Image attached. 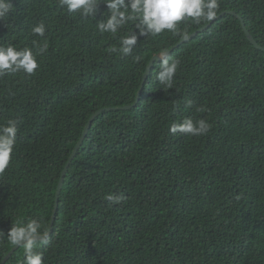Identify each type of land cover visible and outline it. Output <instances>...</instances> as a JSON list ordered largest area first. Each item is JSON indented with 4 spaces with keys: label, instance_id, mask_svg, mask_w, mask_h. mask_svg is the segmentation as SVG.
<instances>
[{
    "label": "trees",
    "instance_id": "16d2710c",
    "mask_svg": "<svg viewBox=\"0 0 264 264\" xmlns=\"http://www.w3.org/2000/svg\"><path fill=\"white\" fill-rule=\"evenodd\" d=\"M11 3L0 46L47 49L34 74L0 76V125L18 127L0 174V263L14 246L12 226L35 219L40 234L49 231L61 174L92 115L133 104L153 56L210 22L189 18L145 36L130 21L113 36L97 28L108 17L104 0L93 17L60 0ZM224 11L241 15L264 47V0H219L217 15ZM39 23L43 37L31 31ZM130 33L132 53H112ZM168 58L180 60L171 88L157 80L156 61L137 106L94 119L53 233L37 239L43 264H264V50L227 12ZM185 118L211 129L172 134ZM24 259L21 245L6 264Z\"/></svg>",
    "mask_w": 264,
    "mask_h": 264
},
{
    "label": "clouds",
    "instance_id": "9594fccd",
    "mask_svg": "<svg viewBox=\"0 0 264 264\" xmlns=\"http://www.w3.org/2000/svg\"><path fill=\"white\" fill-rule=\"evenodd\" d=\"M62 7L69 12L79 11L83 16H94L98 8V0H60ZM108 17L97 23L101 33H117L130 21H135V28L140 35H158L168 30L175 32L178 24L189 18L195 22L211 21L217 16L219 0H104ZM13 9L11 0H0V20L8 16ZM32 33L41 37L45 34V25L39 23L32 27ZM137 35L132 33L120 38V46L112 47V53L130 55L137 43ZM35 43V42H34ZM47 49L45 42L39 53ZM28 47L18 50L9 45L0 46V76L6 72L17 73L23 71L31 75L38 69L37 55ZM138 59V58H137ZM180 65L179 59H169L166 52H161L157 80L167 88L172 87L173 78ZM191 101H189V105ZM203 109H201L202 111ZM211 124L205 119L193 121L185 118L181 123H173L169 131L172 134L181 133L201 136L209 132ZM17 122L8 120L6 125H0V174L5 172L12 158L16 136ZM108 199L119 203L124 199L122 195H109ZM40 224L33 219L23 226H12L7 237L13 245H23L25 250L24 264H43L42 253L34 251L38 247ZM39 243H47L41 239Z\"/></svg>",
    "mask_w": 264,
    "mask_h": 264
},
{
    "label": "water",
    "instance_id": "95a60500",
    "mask_svg": "<svg viewBox=\"0 0 264 264\" xmlns=\"http://www.w3.org/2000/svg\"><path fill=\"white\" fill-rule=\"evenodd\" d=\"M232 13L234 15H236L238 18L241 19L242 21V26H243V29L245 30V33L247 35V37L249 38V40L259 49H262L264 50V47L262 45H260L256 39L254 38V36L252 35V33L250 32V30L248 29L247 27V24L244 20V18L239 15L236 11H224L220 14H218L215 18H213L208 24H206L204 27H202L201 29L195 31L194 33H191L190 35L186 36L185 38H183L180 42H178L174 47H172L170 50H168L166 53L167 55L172 52L176 47H178L179 45H181L182 43L188 41V40H191L192 38H194L196 35H198L201 31H204L206 29H208L217 19L220 18V16H222L223 14L225 13ZM160 54L161 52L157 53L156 55L153 56V58L151 59L150 63L148 64V67L146 69V72L144 74V77H143V82L141 84V87L139 89V92L137 94V97H136V101L133 103V104H130V105H125L123 107H113V108H104V109H101L99 111H97L95 114L92 115V117L90 118L89 122L87 123L86 127H85V130L83 132V135L82 137L80 138V140L78 141L76 147L74 148L73 152H72V155L70 156V159L68 161V163L66 164L62 174H61V177H60V181H59V184H58V187H57V192H56V199H55V208H54V211H53V214H52V218H51V224H50V229L47 233H44V234H40V236H38L37 239H47L52 233H53V230H54V223H55V220H56V217H57V210L59 208V203H60V196L62 194V189H63V186H64V183H65V178H66V175L68 173V170L73 162V160L75 159L77 153L79 152L80 148L82 147L83 143H84V140L86 139L91 127H92V124L94 122V119L100 115L101 113H103L104 111H107V110H117V109H131L135 106L138 105L140 99H141V95H142V92H143V89H144V86H145V83L152 71V68L155 64L156 61H159L160 60ZM21 245H14L13 248L9 251V253L4 257V259L1 261L0 264H6L10 258L13 256V254L15 253V251L20 247Z\"/></svg>",
    "mask_w": 264,
    "mask_h": 264
}]
</instances>
